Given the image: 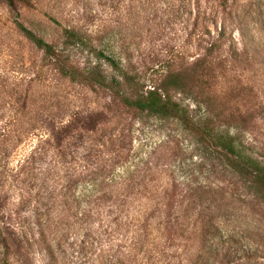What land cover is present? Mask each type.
<instances>
[{
    "label": "trees",
    "instance_id": "1",
    "mask_svg": "<svg viewBox=\"0 0 264 264\" xmlns=\"http://www.w3.org/2000/svg\"><path fill=\"white\" fill-rule=\"evenodd\" d=\"M245 1L152 0L179 12L188 57L178 71L169 59L146 85L120 50L105 48L102 32L42 12L39 0H3L17 18L13 29L42 58L33 74L0 76V264H231L221 230L233 202L264 208V156L245 142L255 115L230 107L216 88L218 67L225 72L234 54L232 33L246 53L264 46ZM18 7L43 14L57 38L27 28ZM175 20L152 21L164 30ZM47 73L104 103L90 108L84 96L58 108L38 96ZM152 117L178 120L191 153L169 136L137 161L134 129ZM197 155V170L219 181L178 174Z\"/></svg>",
    "mask_w": 264,
    "mask_h": 264
},
{
    "label": "rangeland",
    "instance_id": "2",
    "mask_svg": "<svg viewBox=\"0 0 264 264\" xmlns=\"http://www.w3.org/2000/svg\"><path fill=\"white\" fill-rule=\"evenodd\" d=\"M43 6L42 12L50 13L59 20H78L91 33L102 32L105 48H117L129 62L132 76L137 81H146L154 76H162L161 71L166 69L168 62L175 60L173 70L185 68L186 49L184 48V31L179 12L173 14L165 9L164 2L153 6L152 0H39ZM256 0H246L247 10L252 12L257 21L253 33L257 40L264 38V7L256 9ZM160 4V3H159ZM251 5V6H250ZM21 12L19 20L38 36L48 42L57 38V26L36 10H27L18 7ZM154 16L175 17L174 24L164 29L155 27L152 21ZM16 16L0 0V76L14 81L23 76L33 74L42 58L41 52L23 39L13 29ZM155 25V26H154ZM234 54H227L230 62L227 70L218 67L221 73L216 88L222 94L228 95V104L233 109L238 108L243 113L255 115V120L249 125L252 134L250 140L245 136L248 148L264 156V46L255 48L248 46L244 51V41L238 31L232 33ZM243 52L246 54L243 55ZM193 61L196 51L193 46L190 53ZM232 57V61H231ZM172 59V60H169ZM160 74V75H159ZM46 86L40 88L38 96L47 97L60 109H69L73 103L84 96L92 102L90 108L99 109L94 104L96 101L101 106L104 101L101 97L85 94L75 86L53 78L50 73L45 75ZM11 84L13 82H10ZM41 100V99H40ZM225 101V100H224ZM191 110L195 107L187 101ZM227 106V105H226ZM72 108V107H71ZM254 126V127H252ZM134 152L135 159L141 160L149 155L153 148L161 144L167 137L175 136L180 141H185V149L191 153L192 139L183 132L178 120L161 121L150 118L135 127ZM184 135V136H183ZM192 141V142H191ZM200 157L197 155L193 161L188 160L178 170V174L187 177L195 170L196 177L208 183L219 181L209 178L197 170ZM209 178V180H208ZM236 213L228 223L223 224L222 241L227 242L231 248L229 262L231 264H264V208L248 206L245 202L234 201ZM242 207V208H241Z\"/></svg>",
    "mask_w": 264,
    "mask_h": 264
}]
</instances>
